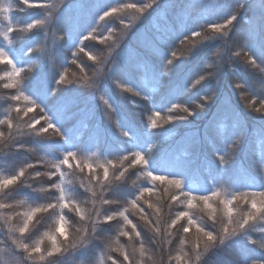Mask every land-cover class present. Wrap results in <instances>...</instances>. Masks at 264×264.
Masks as SVG:
<instances>
[{"label": "snow or ice", "instance_id": "snow-or-ice-1", "mask_svg": "<svg viewBox=\"0 0 264 264\" xmlns=\"http://www.w3.org/2000/svg\"><path fill=\"white\" fill-rule=\"evenodd\" d=\"M247 7L0 0V264H264V6L243 24ZM109 63L137 108L96 91L87 69Z\"/></svg>", "mask_w": 264, "mask_h": 264}, {"label": "clouds", "instance_id": "clouds-1", "mask_svg": "<svg viewBox=\"0 0 264 264\" xmlns=\"http://www.w3.org/2000/svg\"><path fill=\"white\" fill-rule=\"evenodd\" d=\"M246 3L248 5V7L246 9L243 10V16H242V20H243V24L247 23V19L248 16H251L254 20H256L258 23L261 22L262 18L259 15V9L264 6V0H246ZM237 32L239 33L241 39L243 38L244 35V29L241 28H237ZM97 57L100 58L101 61L104 60L105 56L107 55L105 50H100L96 52ZM112 60L115 62L119 61V54L114 55L112 57ZM112 70H113V65L112 63H109L105 66V70L103 73H101L99 71V66L98 65H92L91 67H89L87 69V75L96 82L97 88L96 91L97 92H107V86H106V81L110 80L111 74H112ZM126 76L128 78L129 83L132 84V86L137 89L138 91L142 89V86L135 81L134 77L132 76L131 73H126ZM85 92H87V90H84ZM119 95V93H118ZM120 100H118L117 103V107H120V102L124 99H127L128 102L131 105H135L136 108L138 107V104L140 102V97L134 95V94H126V95H119ZM142 105H140V108L142 109ZM176 131L178 132V130L176 129ZM167 131H162L161 133H159V135H167ZM80 227L78 222H74L73 223V232L74 234H78L77 229ZM68 264H71V260L69 259Z\"/></svg>", "mask_w": 264, "mask_h": 264}, {"label": "trees", "instance_id": "trees-1", "mask_svg": "<svg viewBox=\"0 0 264 264\" xmlns=\"http://www.w3.org/2000/svg\"><path fill=\"white\" fill-rule=\"evenodd\" d=\"M126 2H136V0H126ZM145 2H147V0H145ZM18 15H22V14H18ZM147 23V21H146ZM241 23H243V20L241 19ZM207 59V52H201L194 60L191 61V63H189L188 65H186L187 68H191L193 69V71H198L200 68H202L204 62L206 61ZM72 71H76L75 68H72L71 69ZM231 77H230V74L229 75H226L225 77V86H226V89L230 90V81ZM106 86H107V89L108 91L110 92V94L116 96L117 100H120V97L118 96V90H115L113 91L114 89V86L111 84V81H106ZM254 87V85H253ZM0 94H3L2 92H0ZM197 95V93L195 91H192L188 94V97L187 98H195V96ZM92 103L94 104L95 106V111L97 113V117H99L102 113V104L101 102L98 100V98H96L95 100L92 101ZM120 108L121 110H126V109H135L136 106L135 105H131L127 99H124L120 102ZM215 110V106H213L210 110H209V113L206 114V115H203L201 116L197 123L200 125V126H203V124L207 121V119L209 118V116L211 115V113ZM143 115L142 111L141 110H137L135 112V116L137 118H140L141 116ZM190 125H187L183 122H181L180 124L177 125V130H178V135H183L185 129L187 127H189ZM192 126H195V125H192ZM162 159V158H161Z\"/></svg>", "mask_w": 264, "mask_h": 264}]
</instances>
